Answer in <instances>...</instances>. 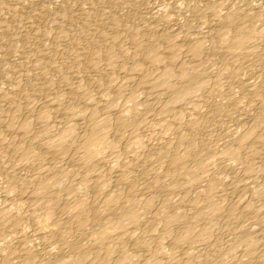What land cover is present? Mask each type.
Returning <instances> with one entry per match:
<instances>
[{
    "label": "bare ground",
    "instance_id": "bare-ground-1",
    "mask_svg": "<svg viewBox=\"0 0 264 264\" xmlns=\"http://www.w3.org/2000/svg\"><path fill=\"white\" fill-rule=\"evenodd\" d=\"M0 264H264V0H0Z\"/></svg>",
    "mask_w": 264,
    "mask_h": 264
}]
</instances>
